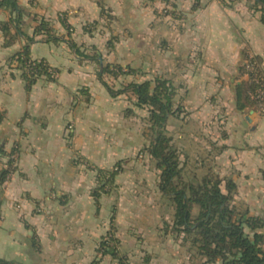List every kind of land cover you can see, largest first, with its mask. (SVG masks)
Listing matches in <instances>:
<instances>
[{
	"label": "crops",
	"instance_id": "0c3cea01",
	"mask_svg": "<svg viewBox=\"0 0 264 264\" xmlns=\"http://www.w3.org/2000/svg\"><path fill=\"white\" fill-rule=\"evenodd\" d=\"M18 2L27 35L45 20L60 37L48 40L42 32L29 43L30 56L55 67L58 78L41 76L28 87L14 58L27 37L13 28L4 34L12 13L0 7V169L16 153L14 172L0 184V259L193 264L188 250L182 257L186 244L163 225L174 208L161 205L167 198L147 135L114 110L119 98L100 82L102 65L78 55L69 36L89 54L98 50L107 61L138 69L135 81L151 74L171 79L181 111L166 128L181 166L215 172L225 192L233 180L234 203L264 221V115L252 105L240 109L236 97L237 85L249 80L244 56L264 67V23L254 0ZM82 89L90 94L86 101ZM108 237L115 255L98 251Z\"/></svg>",
	"mask_w": 264,
	"mask_h": 264
},
{
	"label": "trees",
	"instance_id": "16d2710c",
	"mask_svg": "<svg viewBox=\"0 0 264 264\" xmlns=\"http://www.w3.org/2000/svg\"><path fill=\"white\" fill-rule=\"evenodd\" d=\"M254 1L257 6H260L261 20L264 23V0ZM0 7L9 8L12 13L11 18L2 25L4 34L11 35L10 29L13 28L16 33L27 37L28 43L16 53L14 58L23 69V77L28 87L41 76L53 79L51 78V73L54 71L52 66L44 59H35L30 56L29 43L33 42L36 35L42 32L48 36V40L57 41L60 37L51 33L52 28L45 20L40 21L33 36L27 35L22 29V19L27 13L18 0H0ZM67 42L78 55L101 62L102 54L98 50L93 54L85 52L81 49L82 45H78L71 36ZM247 61L255 62V71H248ZM241 68L248 74L249 80L247 83L237 85V105L240 109L252 105L264 115L262 110L264 101L253 97V94L261 87V84L255 81V77L264 76V67L256 56L247 54L244 56ZM104 73L118 75L119 73L141 74V72L129 65L104 64L102 61L98 77L112 96L129 91L135 96L137 107H147L149 110V127L153 137L149 140L146 149L160 170L159 189L174 208L172 223L166 228L171 227L175 233L182 235V241L185 244L189 242L190 248L196 249L201 264H264V233L260 232L264 221L261 217L252 215L248 207L234 203L236 183L227 179L225 192L222 188L223 179L212 171H208L199 180L195 177L197 182L194 179L185 181L182 178L184 167L180 164L178 150L173 145L172 136L166 128L168 118L181 111L180 107L175 106L176 87L171 79L157 75L141 82H130L121 90H114L103 78ZM13 153L14 150L7 155L9 163L14 162L9 158ZM118 171V168L110 171V183H113V177ZM9 177L10 170L1 168L0 184H3ZM194 205L199 208L195 216L193 214ZM114 240L113 237L103 240L98 249L99 253L109 252L115 255L117 249L113 244ZM0 262L14 264L2 259Z\"/></svg>",
	"mask_w": 264,
	"mask_h": 264
},
{
	"label": "rangeland",
	"instance_id": "374dc122",
	"mask_svg": "<svg viewBox=\"0 0 264 264\" xmlns=\"http://www.w3.org/2000/svg\"><path fill=\"white\" fill-rule=\"evenodd\" d=\"M112 43L114 44L115 42L112 41ZM101 59H103L102 61H103L104 64H108V63L121 64V63H118V62L107 61V60H105V58H101ZM102 61L100 63L98 62V64L102 65ZM52 68L54 69V71H52L53 73H51L52 74L51 78H53L52 80H55L56 78H58V71L56 70L55 67L52 66ZM138 75H140V74H138V73H136V74L135 73L134 74L119 73L118 75H112V74L104 73L103 74V78L105 79V81L114 90H121L128 83L133 82L135 80H138L139 79ZM154 76H155L154 74H151L150 78L152 79ZM99 80L101 82L100 78H99ZM81 94L83 96L82 97L83 100H85V101L87 100V98H90V94L87 92V90H83L82 89V93ZM113 97L119 98V100L118 99H115V100H118L117 102H120V103H117V104L114 103L112 105L114 110L119 111V112L122 111V112L125 113V115L131 116L132 117V120L130 122L131 129L133 128V126L137 125L140 128V131L144 132V135H147V140L148 141L151 140V138L153 137V133L150 130V127H149L150 123H149V120H148V115H149L148 108L147 107H143V108L137 107L135 105L136 98L129 91H126L124 93L118 94V95L113 96ZM99 108H100V113H101V110L103 109V106H99ZM110 108H111V105H110ZM4 158H5V160H8V157H4ZM179 158H180V162H181V160H183V156H179ZM158 174H160V173H158ZM182 175H183L182 178L185 181H190V180H193L194 177H196V176H198L197 179L199 180L200 178H202L203 173L192 172V171H190L188 169H186V170L183 169ZM197 179H194L195 182H197ZM136 188H138L139 190H142L141 188H144V187H143V185L141 183H139ZM161 205L162 206H165V205L169 206L170 205L169 199H163L161 201ZM198 210H199L198 206L194 205L193 206V214H194V216L197 214ZM172 220H171V222H168L167 220L164 221L163 222L164 227H166V226L169 227L171 225V223H172ZM178 238L182 239V235L178 234ZM189 244L190 243L187 242L186 243V248L182 249V257H184V259H185V256L188 253L189 256H190L189 257V262H192L193 264H201V260H200L199 256L196 254V249H191ZM186 250H188V252Z\"/></svg>",
	"mask_w": 264,
	"mask_h": 264
},
{
	"label": "built area",
	"instance_id": "2783aa9c",
	"mask_svg": "<svg viewBox=\"0 0 264 264\" xmlns=\"http://www.w3.org/2000/svg\"><path fill=\"white\" fill-rule=\"evenodd\" d=\"M247 69L249 72L255 71L256 69L255 62L247 61ZM255 81L260 83L261 87L259 88V90H257L256 93L253 94V97L264 101V76H256ZM262 110L264 111V105L262 106ZM9 158L13 159L14 162L9 163L8 160H5V162L2 164V168L9 169L11 176L12 173L14 172L16 153L11 154Z\"/></svg>",
	"mask_w": 264,
	"mask_h": 264
}]
</instances>
